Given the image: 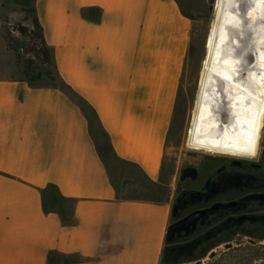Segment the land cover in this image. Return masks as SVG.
I'll return each instance as SVG.
<instances>
[{
    "label": "crops",
    "instance_id": "obj_1",
    "mask_svg": "<svg viewBox=\"0 0 264 264\" xmlns=\"http://www.w3.org/2000/svg\"><path fill=\"white\" fill-rule=\"evenodd\" d=\"M34 9L65 89L14 79V61L0 75V264H165L169 137L195 20L179 0ZM141 180L166 196H128Z\"/></svg>",
    "mask_w": 264,
    "mask_h": 264
},
{
    "label": "bare ground",
    "instance_id": "obj_2",
    "mask_svg": "<svg viewBox=\"0 0 264 264\" xmlns=\"http://www.w3.org/2000/svg\"><path fill=\"white\" fill-rule=\"evenodd\" d=\"M264 127V0H217L188 147L256 158Z\"/></svg>",
    "mask_w": 264,
    "mask_h": 264
},
{
    "label": "flooded vegetation",
    "instance_id": "obj_3",
    "mask_svg": "<svg viewBox=\"0 0 264 264\" xmlns=\"http://www.w3.org/2000/svg\"><path fill=\"white\" fill-rule=\"evenodd\" d=\"M259 148L256 158L188 154L172 225L191 216L199 219L177 234L173 246L200 245L178 264L264 263V127Z\"/></svg>",
    "mask_w": 264,
    "mask_h": 264
},
{
    "label": "rangeland",
    "instance_id": "obj_4",
    "mask_svg": "<svg viewBox=\"0 0 264 264\" xmlns=\"http://www.w3.org/2000/svg\"><path fill=\"white\" fill-rule=\"evenodd\" d=\"M216 1L179 0L184 13L195 20V25L193 29V41L187 58V70L183 77L179 95L175 122L169 137L170 160L167 159L166 162V167H170L171 163L172 170L176 172L177 178H179L182 166L189 160L188 154L195 153L200 156L213 155L205 151H195L189 148L187 145V134L190 129V121L198 96L200 72L206 57V39L214 19ZM33 9L34 0H0V41H4L7 46V53L3 54L0 51L1 76L13 73L11 68L13 61L15 62L14 79H25L24 71L29 62H33V69H41L44 73L51 71L53 75L56 74L52 65H42L43 59H37V55L35 56L39 50L38 48H41L39 40L36 38V41L33 43L28 37L36 33L33 22ZM51 83L50 79L46 76H44V81L41 82L42 85ZM101 149L105 156H109L107 160L114 175L122 166L110 156L108 146H103ZM128 170L135 174L138 173L132 168ZM165 190L158 191L152 189L141 180V183L138 181L137 186L128 193V196L143 199H161L168 192L167 189ZM246 264L253 263L248 261Z\"/></svg>",
    "mask_w": 264,
    "mask_h": 264
},
{
    "label": "trees",
    "instance_id": "obj_5",
    "mask_svg": "<svg viewBox=\"0 0 264 264\" xmlns=\"http://www.w3.org/2000/svg\"><path fill=\"white\" fill-rule=\"evenodd\" d=\"M33 14H34V29H36L35 34H31L28 37L31 39V41L34 43L36 41V38L39 40L41 44V48H38L39 50L35 54L37 55V59H43L42 60V65L49 64L52 65L55 69V75L51 71L48 72H43L41 69H33V62H29L24 71L25 75V80L28 81L29 83L33 85H38V86H57L61 87L62 89H65V85L61 81L57 70L55 66V61H54V55L52 50H50L45 42L44 35H43V30L39 24L38 18L35 13V9H33ZM190 17V16H189ZM193 19L192 17H190ZM44 76H46L50 81L52 82L51 84L48 85H42L41 82L44 81Z\"/></svg>",
    "mask_w": 264,
    "mask_h": 264
},
{
    "label": "water",
    "instance_id": "obj_6",
    "mask_svg": "<svg viewBox=\"0 0 264 264\" xmlns=\"http://www.w3.org/2000/svg\"><path fill=\"white\" fill-rule=\"evenodd\" d=\"M188 170H184L182 172V180H185L186 178V173ZM194 195H199V194H194ZM199 219L198 216H191L189 218H187L186 220H183L181 222H177L175 224H173L170 229H169V233H168V237H167V243H168V248L166 251V255H165V264H178L179 260L184 257V255L186 256V254H193L199 247L200 243L199 242H193L191 244H188L187 246L183 245V246H173L174 240L177 236V234H179L181 231H183L184 229L188 228L189 225L196 223V221ZM170 258L171 262H169L167 259Z\"/></svg>",
    "mask_w": 264,
    "mask_h": 264
}]
</instances>
